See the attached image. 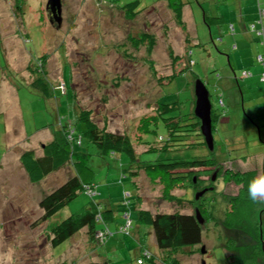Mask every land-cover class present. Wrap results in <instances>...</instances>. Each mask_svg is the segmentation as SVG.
Returning <instances> with one entry per match:
<instances>
[{
  "label": "rangeland",
  "instance_id": "1",
  "mask_svg": "<svg viewBox=\"0 0 264 264\" xmlns=\"http://www.w3.org/2000/svg\"><path fill=\"white\" fill-rule=\"evenodd\" d=\"M47 1L0 0V264H137L138 237L145 241L156 263L162 264L167 256L157 249L153 234L142 238L140 234L147 229L136 224V210L196 213L194 201L201 189L186 183V187L167 192L159 178L150 176L143 167L130 170L136 175L132 179L124 155L101 157L93 144L82 139L81 146L75 148L90 155L88 164L95 172L97 194L91 199L81 193L46 223L33 227L42 215L40 200L73 171L65 166L32 184L19 156L29 149L40 155L58 126V118L63 122L67 104L74 101V112H87L100 128L127 135L140 166L207 160L210 151L200 146L202 137L187 139V144H196L191 148L182 141L165 152L147 150L150 145L161 149L164 143L158 139L167 135L161 119L146 132L147 121L159 112L158 101L174 106L163 118H187L194 111V84L199 79L211 95L213 110L222 115L213 134L217 163L258 153L264 158V120L258 119L260 113L254 112L253 104L241 99L237 90V84L241 87L246 81L241 80V73L251 65L252 52L260 44L259 37L257 43L240 38L237 18L243 14L246 20L257 21L256 0H181L182 24L164 0H117L116 6L100 0H60V23L50 18ZM131 2L140 12L128 20L118 7ZM205 13L212 19L222 17L224 22L208 20V25ZM230 25L237 33H231ZM141 34L149 37L137 45L134 38ZM239 39L248 46L240 48ZM235 45L238 50H234ZM263 50L260 46L259 52ZM36 59L45 60L47 78L53 85L65 83L66 95L55 91L46 99L29 86ZM174 71L178 73L166 83ZM219 94L224 99L222 107L217 101ZM258 107V111L264 109V105ZM221 165L222 170L227 169ZM190 168H179L175 173L195 172L198 177L194 176L193 182L199 180L208 187L199 199L214 222L202 223L201 246L174 252L173 256L179 264H201L202 259L205 264H226L219 222L228 199L238 189L222 175L216 176L213 166ZM126 192L131 197L125 207ZM97 202L110 203L114 210L115 222L108 225L113 237L93 252L83 229L57 248L50 247L49 227L84 207L96 208ZM257 209L261 216L264 200H259ZM127 211L133 222L131 234L116 233V228L125 224ZM261 223L264 243V217ZM201 247L206 254L201 255Z\"/></svg>",
  "mask_w": 264,
  "mask_h": 264
},
{
  "label": "trees",
  "instance_id": "2",
  "mask_svg": "<svg viewBox=\"0 0 264 264\" xmlns=\"http://www.w3.org/2000/svg\"><path fill=\"white\" fill-rule=\"evenodd\" d=\"M100 1L115 6L117 5V0ZM164 1H166L167 7L170 8L175 16L176 21L182 24L184 4L181 0ZM256 3V15L258 18V9L264 8V0H256ZM118 8L122 12H125V17L128 20H132V18L140 12L136 10L134 2L127 3ZM208 20L214 23L224 22L222 17L212 19L205 13L204 22L209 25ZM230 26L233 27V25ZM231 33L233 34L234 31ZM145 37H149V35L141 34L136 36L134 38L137 39L138 43L136 42V44H142ZM261 38L260 45L262 40H264V36L262 39ZM33 70L34 78L30 81L29 86L36 90L40 96L49 99L55 91L66 95L67 88L64 82L63 84L58 83L53 85L50 79L47 78L45 60L36 59L35 62H33ZM178 71H174V73L169 76L166 83H168ZM219 99H222L220 94L217 95L218 103ZM222 106L224 105H221V107ZM73 107L74 101L67 104L68 113L62 117L63 122L60 117L58 118V126L52 132L51 139L46 144H43L40 155H37L35 150L29 149L24 150L19 156V163L26 173L29 182L32 184L41 182L49 175L65 166H70L73 171V174L70 175L62 185L44 195L40 200L39 208L42 211V215L33 223V227L46 223L59 211L67 207L68 204L81 193H87L91 199L97 194L96 186L93 184L95 172L88 164L90 155L86 152L76 150L75 148L81 146L82 139H86L95 146L101 157L124 155L128 160L129 167L127 171L132 179H134L136 175L135 172L132 173L130 170L134 167H143L149 172L150 176L159 178L167 192L176 187H186V183H189L191 188L193 187L195 190H203L205 188L199 180H196L195 183L193 182V177H198L195 172L189 171L183 175L175 173L179 168L188 169L196 165L215 167L212 171L216 172V176L222 175L226 183L234 184L238 189L237 194L228 199L223 220L219 222L225 239L223 249L226 254V264H264L261 223L264 210L261 211V216H259L260 212H258L257 209L259 200L253 202L247 196V186L249 182L256 179L253 172H234L229 169L222 170L215 159V141L213 150L210 151L207 160L197 161L196 163L156 162L154 164L140 166L133 144L127 135L109 132L106 128H100L97 124L92 122L87 112L81 111L76 113ZM158 109L159 112L147 121L146 132L148 126L158 125L161 119L166 128L167 135L165 139H158L160 143H164L161 149H154L150 143L145 142L150 145L148 146V151L165 152L170 149L173 143L184 141L187 144V139L191 137H202L200 134V121L195 117L194 112L187 118H185V116H183L184 118H163L162 116L165 113L174 110V106L162 105L160 101H158ZM218 112L213 110L212 107V134H214L216 130L215 125L219 118L222 117L220 111ZM195 145V143L187 144L190 148ZM202 145L205 146V148L207 147L204 140L200 142V146ZM89 191L91 194H89ZM132 196H134V193ZM130 197L131 193L126 192L124 194L123 205L125 207L130 205ZM134 198L135 201H137L135 196ZM194 204V209L201 215L203 224L207 225L208 223L214 222L212 213H210L203 204H200V199L198 201L195 200ZM95 206L96 208L84 207L76 214H72L63 219L57 225L49 227V234L51 236L49 238L50 247L53 249L57 248L83 229H86L88 239L94 247L93 252L96 247L104 245L106 240L113 237L114 233H111L108 228L109 224L115 222L112 206L107 202H97ZM136 216V224L147 229V231L140 234L142 238L153 234L157 249L166 254L167 258L161 262L162 264H179L173 256L174 252L184 251L202 245L203 226L196 219V213L182 214L176 211L172 213L157 212L151 214L149 211L137 209ZM123 217L125 219V224L118 226V228H116V233L130 235L133 225L130 219V212H125ZM215 224L218 225V223ZM137 242L139 253V257L136 260L137 264H157L155 257L147 248L145 241L142 240L141 242L138 237ZM139 258L144 261L141 260L142 263H138V261H140ZM84 264H108V262L89 261Z\"/></svg>",
  "mask_w": 264,
  "mask_h": 264
},
{
  "label": "crops",
  "instance_id": "3",
  "mask_svg": "<svg viewBox=\"0 0 264 264\" xmlns=\"http://www.w3.org/2000/svg\"><path fill=\"white\" fill-rule=\"evenodd\" d=\"M223 21H224V19H223ZM237 21L239 22V26H240V33H239L240 38L241 39L244 38V39L248 40L249 42L257 43L258 42L257 37H259V36L257 35L256 32L254 33L252 30H250V27H249L250 24L253 23V20H251V19L246 20L245 16L242 14L237 18ZM263 27H264V21H263ZM233 28H234V33H237L234 25H233ZM238 42L241 44L240 39L238 40ZM259 45L257 44L255 51L252 52V55H251L252 61H251V65H249V68H247L248 71L244 70L241 73V76H242L241 80H246V81L243 82V86H241V87L237 84V90H238V93H240V95H241L240 98L241 99L246 98V100L249 103L253 104L254 109H255L254 112L260 113L259 114L260 117L258 119L264 120V114H261V113H263L264 109L263 110L260 109L258 111V108H260L258 106L264 105V82H261V80H260V77L262 76V73L264 72V68L255 62V57L258 54L264 53V52H261V53L259 52L260 46L263 47L262 45H260V46ZM247 46H248L247 43L242 42V44L240 45V48H242V47L246 48ZM263 49H264V47H263ZM234 50H238L237 45L234 46ZM234 77H235V74H234ZM235 80L238 81V79L236 77H235ZM224 93H225V91H224ZM223 96H224V94H223ZM226 96L228 98L227 102H230L231 98H232L230 93H228ZM242 104L244 105V101H242ZM249 112L252 113L253 111H249ZM219 122H220V119L218 120L217 123H219ZM221 152H222V149L219 147L218 154H221ZM216 153H217V146H216ZM218 164H219L220 168L223 169L224 167L221 164H224V165H226L227 169L234 171V172H236V171L253 172L255 174L256 178H259L260 176H264V158L262 157V155L260 153L254 154L251 157L250 156H248V157H237V158L228 159L227 161H225V160L218 161ZM258 200H260V199L258 198ZM263 217H264V215H262V218Z\"/></svg>",
  "mask_w": 264,
  "mask_h": 264
},
{
  "label": "water",
  "instance_id": "4",
  "mask_svg": "<svg viewBox=\"0 0 264 264\" xmlns=\"http://www.w3.org/2000/svg\"><path fill=\"white\" fill-rule=\"evenodd\" d=\"M60 0H48L47 9L51 11L55 21L57 23L61 22V9H60ZM194 93H195V106H194V115L200 121V134L204 139V142L209 149L213 150L214 147V138L212 134V119H211V110L212 104L210 101V93L208 92L206 85L201 80H196L194 84ZM215 179V174L212 180ZM205 193L204 190L199 192L195 197L196 200L199 199ZM196 219L200 224L203 223V219L198 211H196ZM201 254H205V248L201 247ZM201 264H205L204 261Z\"/></svg>",
  "mask_w": 264,
  "mask_h": 264
},
{
  "label": "built area",
  "instance_id": "5",
  "mask_svg": "<svg viewBox=\"0 0 264 264\" xmlns=\"http://www.w3.org/2000/svg\"><path fill=\"white\" fill-rule=\"evenodd\" d=\"M263 21H264V8H259L258 9V18H257V21H255L253 24H251L250 30H252L253 32H256L257 35L260 38L261 37L263 38V36H264ZM257 26H259V27L257 28ZM230 31L231 32L234 31V29H233L232 26H230ZM261 43H262L261 45L264 47V40H262ZM256 62L264 68V53L258 54L256 56ZM260 80H261V82H264V72L262 73V76L260 77ZM219 105L220 106L223 105V100L222 99H219ZM89 194H91L90 191H89ZM138 263H142L141 260L138 261Z\"/></svg>",
  "mask_w": 264,
  "mask_h": 264
},
{
  "label": "clouds",
  "instance_id": "6",
  "mask_svg": "<svg viewBox=\"0 0 264 264\" xmlns=\"http://www.w3.org/2000/svg\"><path fill=\"white\" fill-rule=\"evenodd\" d=\"M247 196L253 202L264 200V176L253 179L247 186Z\"/></svg>",
  "mask_w": 264,
  "mask_h": 264
},
{
  "label": "flooded vegetation",
  "instance_id": "7",
  "mask_svg": "<svg viewBox=\"0 0 264 264\" xmlns=\"http://www.w3.org/2000/svg\"><path fill=\"white\" fill-rule=\"evenodd\" d=\"M50 11V10H49ZM51 12V11H50ZM51 15H50V18H54L53 17V15H52V13H50ZM204 189H207L208 190V187H205ZM263 244V249H264V243H262ZM206 254V253H205Z\"/></svg>",
  "mask_w": 264,
  "mask_h": 264
}]
</instances>
